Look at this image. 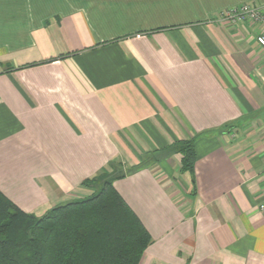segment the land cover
I'll return each instance as SVG.
<instances>
[{
    "label": "crops",
    "instance_id": "crops-1",
    "mask_svg": "<svg viewBox=\"0 0 264 264\" xmlns=\"http://www.w3.org/2000/svg\"><path fill=\"white\" fill-rule=\"evenodd\" d=\"M246 3L0 0V191L42 216L115 165L139 264H264V25L217 20Z\"/></svg>",
    "mask_w": 264,
    "mask_h": 264
},
{
    "label": "trees",
    "instance_id": "trees-1",
    "mask_svg": "<svg viewBox=\"0 0 264 264\" xmlns=\"http://www.w3.org/2000/svg\"><path fill=\"white\" fill-rule=\"evenodd\" d=\"M168 152L182 155L180 171L194 172L193 140ZM126 173L113 165L84 182L97 185L92 195L42 216L21 210L0 191V264H139L152 236L114 187Z\"/></svg>",
    "mask_w": 264,
    "mask_h": 264
},
{
    "label": "built area",
    "instance_id": "built-area-1",
    "mask_svg": "<svg viewBox=\"0 0 264 264\" xmlns=\"http://www.w3.org/2000/svg\"><path fill=\"white\" fill-rule=\"evenodd\" d=\"M217 20L230 21L232 23L251 21L264 25V5L262 6L246 3L236 7H232L221 12L217 17ZM257 41L262 47H264V32H261L257 36ZM260 208L264 210V205L262 204Z\"/></svg>",
    "mask_w": 264,
    "mask_h": 264
}]
</instances>
